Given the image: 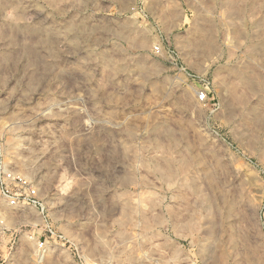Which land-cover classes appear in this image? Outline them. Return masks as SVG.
<instances>
[{"label": "rangeland", "instance_id": "rangeland-1", "mask_svg": "<svg viewBox=\"0 0 264 264\" xmlns=\"http://www.w3.org/2000/svg\"><path fill=\"white\" fill-rule=\"evenodd\" d=\"M2 166L1 264H264V0H0Z\"/></svg>", "mask_w": 264, "mask_h": 264}, {"label": "built area", "instance_id": "built-area-1", "mask_svg": "<svg viewBox=\"0 0 264 264\" xmlns=\"http://www.w3.org/2000/svg\"><path fill=\"white\" fill-rule=\"evenodd\" d=\"M155 49L158 53L162 50L159 46H156ZM208 95V90L202 89L198 93V98L201 101H206ZM0 202H5L11 207L24 208L32 206L41 211L45 210L44 201L33 181L4 166L0 167ZM5 230H8V228L5 217L0 211V233H5ZM45 247V242L40 240L39 248L44 250Z\"/></svg>", "mask_w": 264, "mask_h": 264}]
</instances>
